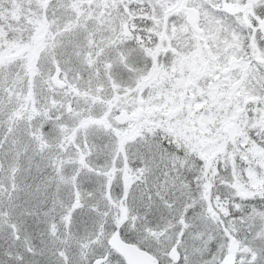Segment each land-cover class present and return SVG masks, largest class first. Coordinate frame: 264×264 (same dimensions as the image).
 Here are the masks:
<instances>
[{"label": "snow or ice", "instance_id": "6c2138e0", "mask_svg": "<svg viewBox=\"0 0 264 264\" xmlns=\"http://www.w3.org/2000/svg\"><path fill=\"white\" fill-rule=\"evenodd\" d=\"M0 264H264V0H0Z\"/></svg>", "mask_w": 264, "mask_h": 264}]
</instances>
